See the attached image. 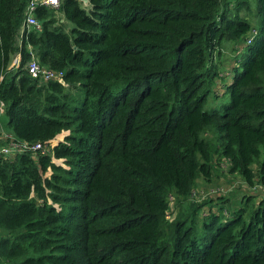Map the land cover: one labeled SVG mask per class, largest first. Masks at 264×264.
Segmentation results:
<instances>
[{"label":"trees","instance_id":"16d2710c","mask_svg":"<svg viewBox=\"0 0 264 264\" xmlns=\"http://www.w3.org/2000/svg\"><path fill=\"white\" fill-rule=\"evenodd\" d=\"M28 1L0 0V115L45 151L0 158V264H264V0H61L29 29ZM226 44L241 58L208 111ZM31 49L64 80L33 77ZM215 155L243 206L171 219Z\"/></svg>","mask_w":264,"mask_h":264},{"label":"rangeland","instance_id":"374dc122","mask_svg":"<svg viewBox=\"0 0 264 264\" xmlns=\"http://www.w3.org/2000/svg\"><path fill=\"white\" fill-rule=\"evenodd\" d=\"M56 15L58 18L61 17V14L56 12ZM249 19L254 20L253 17L255 16V12L252 9L250 13H248ZM64 20V19H62ZM71 24L70 22H68ZM232 44H226L222 48V57L224 60L218 61L217 63V70L220 74H224L227 72L226 75H223L221 77V80H216V90L220 91L222 90V96H217L215 93V90L210 93L208 101L205 104V109L208 111L212 110H219L220 112L223 111L225 104L229 101V91L227 90V85L231 83L232 76L234 75L233 70H231L230 66L235 63V59H240V54H236L235 50L232 49ZM225 57V58H224ZM13 62V61H12ZM13 64V63H12ZM224 81V83H222ZM222 84H226L225 87H222ZM0 122H1V131H11V129L7 126V116L6 114H2L0 116ZM0 131V134H1ZM208 134H210L208 137L212 140L215 146L221 147V142L223 139L221 138V132L211 129ZM1 142V141H0ZM218 159H220L219 163L217 164ZM213 176L211 181H206L204 179H200L196 187L193 190V193L191 196L182 201L179 205L177 204V201L175 198H171V219H175L179 215H187L192 210L193 207L202 204L205 201H208L211 199V197H215L213 191H215L218 188H226L227 192H222L223 196H225L226 199H228V206L227 209L231 212L235 208H239L240 206H243V200L245 201V195L247 193V185L243 181L242 177L239 174H229L226 171V162L225 159L219 158L218 155L214 156L213 159ZM226 164V165H224ZM221 207V204H218L216 206V209H219ZM203 212V208L201 209ZM189 212V213H188ZM225 217V215H224Z\"/></svg>","mask_w":264,"mask_h":264},{"label":"built area","instance_id":"2783aa9c","mask_svg":"<svg viewBox=\"0 0 264 264\" xmlns=\"http://www.w3.org/2000/svg\"><path fill=\"white\" fill-rule=\"evenodd\" d=\"M61 4V0H29L25 10V28L40 27V21L37 16V10L40 6H45L48 8H58ZM31 60L27 69L33 77L43 79V80H58L62 82L64 80V72L59 70L50 69L44 67L40 64L35 52L31 49ZM21 56L14 60L13 65L20 62ZM0 141L4 144H0V158H14L20 153L29 151H45V146L41 142L28 143L19 139L12 131H1ZM228 190V189H227ZM226 188H218L213 191L214 194H220L222 192H227ZM254 193H261L264 196V186L256 185L251 189Z\"/></svg>","mask_w":264,"mask_h":264},{"label":"crops","instance_id":"0c3cea01","mask_svg":"<svg viewBox=\"0 0 264 264\" xmlns=\"http://www.w3.org/2000/svg\"><path fill=\"white\" fill-rule=\"evenodd\" d=\"M18 55H19V54H16V55L14 56V59H13V62H12V63H14V60L18 57ZM2 114H4V111H3V110H2L1 115H2ZM1 115H0V116H1ZM7 132H9V131H7Z\"/></svg>","mask_w":264,"mask_h":264},{"label":"water","instance_id":"95a60500","mask_svg":"<svg viewBox=\"0 0 264 264\" xmlns=\"http://www.w3.org/2000/svg\"><path fill=\"white\" fill-rule=\"evenodd\" d=\"M85 4H87L88 3V0H82Z\"/></svg>","mask_w":264,"mask_h":264}]
</instances>
